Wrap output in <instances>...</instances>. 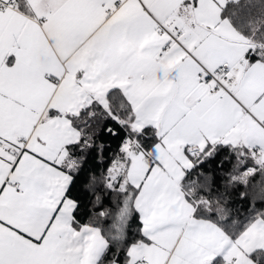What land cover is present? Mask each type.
Instances as JSON below:
<instances>
[{
  "label": "snow or ice",
  "instance_id": "1",
  "mask_svg": "<svg viewBox=\"0 0 264 264\" xmlns=\"http://www.w3.org/2000/svg\"><path fill=\"white\" fill-rule=\"evenodd\" d=\"M0 264H264V0H0Z\"/></svg>",
  "mask_w": 264,
  "mask_h": 264
}]
</instances>
